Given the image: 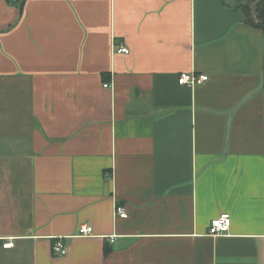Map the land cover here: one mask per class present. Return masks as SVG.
I'll list each match as a JSON object with an SVG mask.
<instances>
[{"label":"crops","instance_id":"0c3cea01","mask_svg":"<svg viewBox=\"0 0 264 264\" xmlns=\"http://www.w3.org/2000/svg\"><path fill=\"white\" fill-rule=\"evenodd\" d=\"M19 1L0 0V264H264V31L239 0Z\"/></svg>","mask_w":264,"mask_h":264},{"label":"built area","instance_id":"2783aa9c","mask_svg":"<svg viewBox=\"0 0 264 264\" xmlns=\"http://www.w3.org/2000/svg\"><path fill=\"white\" fill-rule=\"evenodd\" d=\"M114 50L117 53H128L129 48L125 46L123 43H114ZM207 75L205 74H196L193 71L191 72H181L177 77V81L179 84L194 86L195 84L202 83L207 79ZM104 87H109L108 83L103 84ZM125 217L126 210L125 207L121 205L115 206V216ZM231 217L229 213H221L219 216L214 217L210 220L208 226V233L217 236L225 233L230 226ZM77 234L82 236H88L93 234V227L89 223H81L77 227ZM113 235L110 236V239L113 240ZM12 245L11 242L5 243L4 246L10 247ZM52 251L58 255H64L67 251V247L63 242L62 238H56L52 242ZM207 264H215L213 262H209Z\"/></svg>","mask_w":264,"mask_h":264},{"label":"trees","instance_id":"16d2710c","mask_svg":"<svg viewBox=\"0 0 264 264\" xmlns=\"http://www.w3.org/2000/svg\"><path fill=\"white\" fill-rule=\"evenodd\" d=\"M240 1L241 0H239L238 5L244 10L245 14L247 15V22L264 31V0H249L246 4ZM23 3L24 0H20L18 2L20 12L22 11ZM249 15L254 16L255 20ZM54 240L55 239H53V241Z\"/></svg>","mask_w":264,"mask_h":264},{"label":"rangeland","instance_id":"374dc122","mask_svg":"<svg viewBox=\"0 0 264 264\" xmlns=\"http://www.w3.org/2000/svg\"><path fill=\"white\" fill-rule=\"evenodd\" d=\"M248 1L249 0H243V3L246 4V3H248ZM249 16H251V18H254V20H255V17L254 16H252V15H249Z\"/></svg>","mask_w":264,"mask_h":264}]
</instances>
